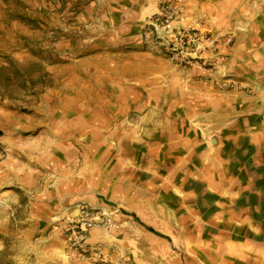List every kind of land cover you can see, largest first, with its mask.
Returning <instances> with one entry per match:
<instances>
[{
    "label": "rangeland",
    "instance_id": "rangeland-1",
    "mask_svg": "<svg viewBox=\"0 0 264 264\" xmlns=\"http://www.w3.org/2000/svg\"><path fill=\"white\" fill-rule=\"evenodd\" d=\"M159 1L0 0V264L84 257L49 247L32 226L48 180L71 169L102 197L125 178L165 199L151 221L134 222L164 237L150 242L167 254L156 264H264L263 142L226 136L238 118L222 107L191 116L194 82L228 87L221 9L217 22L192 24L184 0L181 23L221 39L212 64L186 65L143 42ZM110 209L125 217L105 216L112 230L132 214Z\"/></svg>",
    "mask_w": 264,
    "mask_h": 264
},
{
    "label": "crops",
    "instance_id": "crops-1",
    "mask_svg": "<svg viewBox=\"0 0 264 264\" xmlns=\"http://www.w3.org/2000/svg\"><path fill=\"white\" fill-rule=\"evenodd\" d=\"M188 3L192 11V24L201 15H206L212 23L217 22L221 9L224 32L230 36L224 39L219 50L222 75L226 77L224 82H228V87L221 90L204 80L194 82L196 90L191 96V116L208 120L212 118L213 110L222 107L226 119L238 118L226 136L232 139L243 135L249 138L254 136L256 141H262L264 145V0H188ZM157 7L158 3L154 9L157 10ZM229 39H233V43ZM231 114L233 117H230ZM117 181L113 191L108 192L109 197H102L88 185L83 171H59L58 176L48 180L45 192L41 194L46 199L40 197L38 218L36 222L33 220L32 226L46 235L41 239L46 240L49 247L54 246L67 255L75 256L68 248L65 221L83 215V208L89 209L86 204L90 206L89 210H97L104 218L108 216L110 221H125L123 215L110 209V202L113 201L118 209L125 207L132 213L124 215L133 218V221L127 218L126 223L120 224L115 230H112L113 226L108 228L101 225L91 229L87 241L88 253L72 264H92L97 251L103 253L109 264H156L155 258L163 256L166 259L164 250L160 253L150 243L151 240L160 241L164 237L152 233L149 228L144 231L134 223L135 220H148V217L151 221L148 209L163 211L167 206L165 199H161L160 195L152 197L154 194L149 185L136 189L133 179ZM126 183H132V186L127 187ZM138 244L145 251V256L139 257L135 252L139 249ZM132 246L135 250L131 249ZM151 253L158 255L152 256Z\"/></svg>",
    "mask_w": 264,
    "mask_h": 264
},
{
    "label": "built area",
    "instance_id": "built-area-1",
    "mask_svg": "<svg viewBox=\"0 0 264 264\" xmlns=\"http://www.w3.org/2000/svg\"><path fill=\"white\" fill-rule=\"evenodd\" d=\"M185 9L184 0H160L157 11L145 22L142 39L145 45L161 51L173 61L186 65L212 64L211 55H217L220 35L206 33L181 23ZM101 219V220H100ZM104 217L88 208L83 215L68 219L64 223L68 248L78 257L88 253V238L91 229L105 225ZM103 253L97 251L96 262H105Z\"/></svg>",
    "mask_w": 264,
    "mask_h": 264
}]
</instances>
